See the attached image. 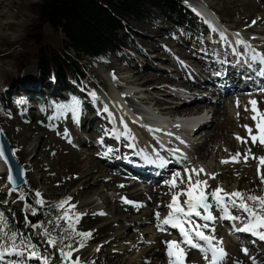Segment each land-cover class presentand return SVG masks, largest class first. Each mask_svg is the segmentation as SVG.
I'll use <instances>...</instances> for the list:
<instances>
[{
	"label": "bare ground",
	"instance_id": "1",
	"mask_svg": "<svg viewBox=\"0 0 264 264\" xmlns=\"http://www.w3.org/2000/svg\"><path fill=\"white\" fill-rule=\"evenodd\" d=\"M205 4L207 7H212L214 15L218 17L219 14L216 12V8L214 9L215 5L211 0H204L198 6L189 5L206 13L205 8H203ZM0 13L2 12L0 11ZM231 25L232 27L240 28V30L256 32L264 36V6L256 3L250 13L238 18ZM155 30L153 29V31ZM200 38L196 44H193V47L188 43L189 45L185 46L186 49L179 46L172 39L167 40L166 44L177 52L178 60L162 52L159 56H163L164 62L161 63L160 68H153L152 70L147 67L150 66L152 68L155 65L157 54L155 55L154 52L159 53L163 49L160 45L150 46L147 43L146 48L155 57L150 56L141 60L146 65L142 71L135 69L136 61H132L128 65L127 76L121 80L116 79L117 85L114 83V89L118 87L116 89L121 90V92L126 91V93L119 94L117 97L113 90H108L111 93L105 94L106 97H96L94 103H92L93 100L91 99L90 105L93 109L86 116L84 115L83 119L81 118V120H85V123L81 122L79 126L73 128L71 127L73 124L67 122L71 127L70 131L64 135L63 133L58 135L64 141V146L61 150L62 165L59 172L64 180L61 179L62 181L60 183L57 182L55 186L49 185L50 188L46 187L43 191L44 193L55 195L56 189H61L62 193L68 187L72 188V206L74 207H71V209L74 211V216H79V219L84 222L86 230L90 231L92 235L87 246L72 253V259L75 260L78 257L80 264H88L92 260L96 262V259H102L104 264H169L167 242L176 241V238L180 242L183 239L179 230L172 228L170 225H164V230H160L157 227L161 220L166 218L171 211L168 205L171 203L173 195L186 187V183L181 184L178 179L176 182L178 187L172 188L168 182L172 180L173 174L169 176V179H163L169 170L178 168L176 166L177 160L173 156L168 157L167 161L160 159V156L164 154L163 152L166 154H169V152L165 149L161 150L151 135L155 134L164 140L163 135L151 130L149 127H147L148 133L142 134L138 131L140 127L145 131V123L148 124L150 122L145 121V118L142 117V115H145V113H141L143 112L142 107L136 105L133 101L129 104L127 101H130V99L125 96L129 95L132 97L134 94L133 97L135 99H140L138 93L141 91L145 92V96L142 95L140 97H143L144 100L152 101L160 110L159 114H162V116L164 114L182 116L195 113L203 115L206 111L208 112V107H211L215 120L214 122L210 121V123L208 120L203 122L204 125L209 124L210 129L204 135V142L202 141L203 143L197 148V156L202 160H206L211 156L214 149L212 141L218 138L228 143L232 149L231 153L235 154L236 143L229 135L231 127H237L240 133L246 134L243 127L239 128L237 126L236 117L229 114L228 104L235 103L240 112V121L254 124L252 127L253 132L256 131L255 122L251 119L253 113L250 110L245 111L242 103L247 102L246 106L251 109L252 106L248 102L251 99L249 100L248 97L253 96L257 101L258 109L264 112V90L252 87L256 85L254 83L243 82L240 71L246 77H252L254 74L245 67L242 68L244 71H238L233 66L234 58L225 55L219 48V43L220 45L223 44L225 39L220 38L218 40L219 43H210L201 34ZM260 39H263V37ZM199 43L203 44L202 50L197 47ZM221 49L224 51L226 48L223 46ZM178 63H182V65L180 64L181 66L177 67ZM163 64L175 65V74L172 75L163 71L165 67ZM117 70L123 71V69L118 68ZM257 70H259V67ZM254 78L259 81V84H264V75L261 74V70L256 73ZM215 82L222 84L220 88L222 94H220V98L211 101L210 93H214L212 90L215 87L209 88L208 86L210 85L209 83ZM118 83H121V86ZM130 83L140 85L141 89H136L134 88L135 86L132 87ZM178 87H183L188 93L192 94L193 98L191 99V96L186 97L185 94L179 95ZM233 92L237 93L236 99H232ZM111 95H114L113 98L115 100H113ZM237 101H239V106H237ZM105 108L107 111H105ZM125 111L132 115L131 118L136 122L125 116L123 113ZM243 112L244 115L242 114ZM206 114L199 118H206ZM98 118L104 119L109 129L96 130L94 123L97 122ZM202 121L204 120H199L197 123H202ZM164 122L166 123L167 121L164 119ZM169 141H171V138L164 143V146L169 148L170 151L172 150L171 152L179 161L180 159L183 160L182 154H178L180 152V150L177 151L178 146H175V151L172 149L173 144ZM238 147L239 152L243 154L245 152L243 146H237L236 148ZM33 150L30 147L18 152L15 151L16 157L20 162H32L30 171L29 169H24V184L21 188H10L11 190H9L8 197L14 198L13 200L15 201L19 199L16 195H20L15 190L19 191L23 188L19 192L27 193L31 188H37L38 179H41L36 175L40 156L38 153L33 154ZM214 151L216 155L222 152L220 147L214 149ZM128 173L135 175L138 182L130 185L128 183V179H130ZM5 175L6 168L0 159V178L4 179ZM140 183L143 184V188H137ZM213 185L211 183L206 191H212ZM224 188L227 189L226 184ZM108 189L118 191L119 195L122 196L121 199L124 200H118L116 196L110 197L106 192ZM125 197L138 199L143 201V203L133 205L125 202ZM185 199V196L179 197L181 205H183ZM109 205H113V207L108 211L106 207ZM211 211L215 217H222L221 211L216 207L211 209ZM157 213L160 214L159 219L157 218ZM193 218L198 217L193 216L191 219L194 221ZM221 221H228L236 229L243 227L247 222L223 218ZM220 222L217 223L214 220L201 223V225L204 223L209 224V229L202 230L206 235L215 237L214 244L219 241L218 237L220 235H225ZM195 223L197 224V222ZM215 224H218V226L213 227ZM185 227H189V225L186 224ZM170 228L174 229L177 235L173 236L174 239L167 237ZM41 229L44 232L45 241H48L50 237L53 238L55 233H53L51 228L41 226ZM128 229H135L136 233L129 235L127 233ZM46 232L47 235L45 234ZM234 240L247 241L248 246L256 253L257 262L264 264V246L260 248V242H263L262 239L250 232L235 231ZM199 243L207 247L205 242L200 241ZM238 244L233 242V244L219 245L223 247L226 255L218 261V264H235L238 261H241L240 264H243V262H245L244 264H251L252 261L248 259L246 253L240 251ZM162 245L164 249L161 250ZM181 246L185 248L187 253L185 264H198L201 261V254L197 248H189L183 244ZM17 257L20 258L21 256ZM49 259L54 260L50 257ZM32 261L38 264L36 260ZM55 261L54 264H59L60 262L59 259ZM207 264H210V262H207Z\"/></svg>",
	"mask_w": 264,
	"mask_h": 264
},
{
	"label": "rangeland",
	"instance_id": "2",
	"mask_svg": "<svg viewBox=\"0 0 264 264\" xmlns=\"http://www.w3.org/2000/svg\"><path fill=\"white\" fill-rule=\"evenodd\" d=\"M39 1L40 0H0V11L2 12L0 13V49L4 48L2 44L3 42L8 44V41L5 40L7 34L10 35L9 41H12L18 40L28 33L36 34L42 30H44V32L51 31L50 27L44 28L42 23L38 20L37 4ZM203 1L204 0H183L184 3L192 4L193 6H198ZM211 1L214 2V9L216 8L215 10L219 16L226 19L231 24H233L238 18L250 13L252 11V7L256 5V3L264 6V0ZM126 19L129 31H124L123 29H119L117 31L118 37L122 40L124 48L117 51L111 50L109 53L104 55L100 62L97 60H92L90 62L83 60L88 63V66H86L87 77L84 84L75 85L70 79L64 83L61 82L60 84L55 80H45L40 83L35 80L37 71V54L29 52L21 53L17 49H9L7 51L0 52V123L4 127V130L16 152L31 147V149H34L32 152L33 154L38 153L40 156V163H38L36 175L38 178H41L40 180L38 179L37 188H31L27 193L19 192L20 190H23V188L19 191L15 190L20 193L19 196L18 194L16 195V197L19 198L17 201L13 200L14 198L12 197H8L11 187L5 178H0V212L4 214L7 221V228L5 231H7L9 235L13 232L17 234L16 243L21 244L23 241L22 249L28 245H35L39 253H43L48 258L50 257L54 259L50 261L51 264H54V262H56L55 260L61 259L58 252L59 248L71 245L73 249H81V238L78 235H75V233L68 228V220L50 218L40 219L30 223L28 215L37 212V208L32 203L33 198H36L37 201H41L40 204L42 205H50L55 201L61 204L62 202L67 201L63 209L68 212L70 217H72V222L75 223V232H90L86 230L84 226L85 224L81 219H79L78 222L75 221L74 211L71 209L73 203L71 187H68L62 193L61 189H56L54 192L55 195L44 193L43 191L46 187L50 188L49 185L55 186L57 182L60 183V181L64 180V178H62L59 174L62 165L61 150L64 146V141L60 139L58 135L62 133L63 135L67 134L71 127H77L81 122H83V124L85 123V120L83 121L81 118L83 119L89 111L93 109L90 105L91 99L93 100L92 103H94L96 97H104L105 94L108 95V93H111L108 90H113L114 94L118 97L121 90L116 89L118 87L114 89V83L117 85V80H121L127 76L126 71L128 70L129 63L135 60V69L137 68L142 71L145 69L146 65L141 60L154 56V54L146 48L147 43H149L150 46L160 45L163 49L159 53L154 52L155 55L157 54L156 57L154 56L155 65L152 66V68L150 66L147 67L152 70L153 68H160L161 63L164 62L163 56H159L162 52L169 54L175 59L178 58L176 54L177 52H175L174 48H171L166 44L167 40L172 39V41L186 49L185 46L190 44V46L192 45L191 47H193V44H196L197 40L201 39L199 31L200 21L198 18L193 20L189 16H182L174 11L149 6V10H146L142 15L134 16L131 14L128 15ZM153 29L156 30L153 31ZM202 45V43L197 45V47H200L199 50H202ZM193 54L195 55V53ZM182 63L180 64L182 65ZM180 64L178 63L177 67L181 66ZM164 66L165 70L163 69V71L168 74H175V65L167 64ZM117 68L123 69V71H119ZM14 76L16 78H14ZM118 84L121 86V83ZM130 85L132 87L135 86L134 88L136 89H141L140 85L137 86L134 85V83H130ZM179 89L184 92L186 96L191 94L183 87H180ZM87 90H91L92 92L87 93ZM205 90L208 91L207 89ZM138 94V97L141 100L138 98L135 99L133 94L132 97L129 95L125 96L130 99V101L127 102L130 104V102L133 101L136 105L158 112V108L152 101L144 100L143 97H140L142 95L145 96V92L141 91ZM213 94L214 93H210V95ZM34 96L44 98L47 101V105L44 103L43 105L40 104V100L32 98ZM111 96L112 98L114 97V95ZM236 98L237 94L233 93L232 99ZM253 98V96L248 97L249 100H252ZM64 99L69 100L67 108H72L73 103H76L78 108L81 109V113L74 116L75 121L71 123L73 124L71 127L67 122H70V119L73 118L72 112H69L68 114L66 113V109L63 112H60V109L62 108L58 107V105L53 108V113L51 111L50 106L52 103H62V100ZM113 100L115 99L113 98ZM253 100H255V98ZM246 103L247 102L242 103V107L244 109L247 107ZM234 105L235 103H230L227 107L229 109V114L236 117L237 126H239V128H242V125L253 127L254 124L252 123L242 120L240 121L237 117V113L240 115V112L236 105ZM55 113L58 114L57 117H53ZM206 113L209 117V123L210 121L214 122L215 115L213 114V109L208 107V112L206 111ZM242 114L244 115V112ZM104 121V119L98 118L97 122L94 123L96 126L95 129L100 131L104 128L109 129ZM209 126L210 125L207 124L202 129L195 130V134H191V137L188 136L189 139L187 135L181 137L189 144L190 149H183V153H181V150L178 152V154H184L185 159L176 165L178 168L169 170V174L167 173L163 179H169L170 175H174L178 171L181 173V176L186 182L188 173L185 172V169H199L203 167L205 169V173L215 174V179H210L207 175H205V173H201L199 177L193 176V179L195 180L196 178H199L201 180H207L208 187L211 183H213V190L219 186L229 193L239 190L242 192L252 193L257 196L262 195L264 191V184H261L260 176L257 173L259 166V161L257 159L249 158L245 163L243 155H241V162L239 163H221L222 160L229 159L234 154L231 153L232 149L230 145L219 138L212 141V147L214 149L220 147L222 152L216 155L213 149L211 156H209L206 160L198 158L197 148L204 142V135L210 129ZM198 134L201 135L197 137ZM229 135L234 139L236 147L243 146L245 152L250 148L255 157H264V146L261 144H252L250 139H248L247 144H244L236 139L237 136L247 138V131L246 134H243L239 132L237 127H231ZM191 140L194 142H191ZM236 147L234 148L235 153L239 152V147ZM31 163L32 162H21L24 169H29V171L30 168L32 169ZM260 174H264V166H260ZM128 176L130 178L128 179V183L130 185L138 182V179H136L135 176H130L129 173ZM225 184L227 185V189L224 188ZM143 187V184L140 183L137 188ZM106 192L110 197L116 196L118 200L122 198L116 190L108 189ZM37 193L40 195L37 196ZM147 197L148 196L146 194V198ZM125 199L126 201H131L133 205H140L143 203V201L138 199H129L128 197H125ZM209 202H211V197H209ZM112 207L113 205H109L106 209L109 211ZM214 207L215 205H213L212 209ZM230 210L232 211L231 213H233V216L245 215L235 208ZM193 219L199 225L203 223L199 217ZM217 220H219V218H216V222L219 223ZM14 226L19 227V229L16 230V227L14 228ZM41 226H46L53 230V233H55L53 238L57 240L56 246H52L48 243V241L44 240V232H42L43 230L41 229ZM216 226H218V224H215L213 227ZM226 226L227 225H225V227ZM168 232L167 237H169V239H174L173 236H177L174 229L172 230L170 228ZM225 232L227 234L226 230ZM127 233L131 235L132 233H136V230L128 229ZM91 238L85 241L84 247L89 244ZM219 239L224 244H233L230 243V238L227 237V235H221ZM176 241L179 240L176 238ZM162 249H164L163 245L161 247V250ZM248 259L252 261L251 264H259V262L256 261V257L249 256ZM94 261L95 260H92L88 264H104L102 259H96V262ZM23 262L25 263L24 260ZM236 263L240 264L241 261ZM244 263L245 262H243V264ZM7 264H11V261Z\"/></svg>",
	"mask_w": 264,
	"mask_h": 264
},
{
	"label": "trees",
	"instance_id": "3",
	"mask_svg": "<svg viewBox=\"0 0 264 264\" xmlns=\"http://www.w3.org/2000/svg\"><path fill=\"white\" fill-rule=\"evenodd\" d=\"M37 5L39 22L44 28L50 27L51 31L28 33L12 41H9L10 35L7 34L5 40L8 44L3 42L4 48L0 52L17 49L21 53L37 54L35 80L41 82L56 79L59 84L69 79L76 85L84 84L88 63L83 60L100 62L111 50L123 49V42L117 31H129L126 19L128 15L140 16L149 10V6H155L195 20L183 0H40ZM201 27L205 29L204 25ZM32 98L47 105L42 97ZM56 105L62 108L60 112L66 109L68 113L71 110L75 115L78 111L76 103H73L72 108H67L69 100L64 99L62 103L51 104L52 113ZM57 115L55 113L53 117ZM32 203L37 208V212L28 215L32 222L64 216L65 211L58 207L60 203L57 201L42 205L33 198ZM15 227L16 230L19 229Z\"/></svg>",
	"mask_w": 264,
	"mask_h": 264
},
{
	"label": "snow or ice",
	"instance_id": "4",
	"mask_svg": "<svg viewBox=\"0 0 264 264\" xmlns=\"http://www.w3.org/2000/svg\"><path fill=\"white\" fill-rule=\"evenodd\" d=\"M241 43L243 42L241 41ZM258 55L259 54H254L252 58L255 60ZM259 59L261 63H264V56H259ZM249 104L252 106L251 109L245 107V111L250 110L253 113L251 119L255 122L256 132H253L252 127L242 125V127H244L247 131L248 137L243 138L237 136L236 139L244 144H247L248 139H250L252 144L259 143L264 146V112L258 109L256 100H250ZM237 106H239V101H237ZM105 111H107L106 108ZM237 117L239 118V113H237ZM241 155H243L245 163L249 158L257 159L259 161L257 173L260 176L261 184H264V174H260V166H264V157H255L250 148L243 154L240 152L235 153L229 159L222 160L221 163H239L241 162ZM4 156V149L0 146V157ZM185 172L188 173L186 182L184 178L181 177L179 172L175 173L172 180L168 182L172 188H177L178 185L176 182L179 179L181 184L186 183V187L184 190L177 191L173 195L172 201L168 205V208L171 211L167 217L161 220V223L157 225L160 230H164V225H170L172 228L178 229L183 238L180 242H167L169 264H185L187 253L181 244L186 245L189 248L200 249L205 254L206 259L208 258V253H211L210 264H218V261L226 255L223 247L219 246L222 244V241H217L214 244L213 241L215 237L206 235L202 230L209 229V224L204 223L203 225H199L191 219L193 216H196L206 222L214 221L216 217L211 211L213 205L221 211V218L223 219L239 220L244 218L247 220V223H245L243 227L235 229L236 231L250 232L264 240V231H262L264 230V195L257 196L255 194L239 190L229 193L219 186L214 190L207 192V180H201L199 178H196L195 180L193 179V176L199 177L201 173H205V169L203 167L199 169H185ZM205 175H207L210 179H215V174L205 173ZM8 179L10 182H14V178L11 174ZM39 195L40 194L37 193V196ZM180 196L186 197L183 205L180 203ZM209 197H211V202H209ZM40 202L41 201H38V203ZM126 202L132 203L131 201ZM66 203L67 201H64L58 205V207L63 208ZM232 208L241 211L245 214L244 217L233 216L230 212V209ZM156 215L159 219V213ZM60 219L69 221L68 228L71 229L75 235H78L81 238L80 248L84 247L85 241L91 238V233L75 232V223L72 222V217L69 216L67 211H65L64 216ZM75 221H79V216L75 217ZM186 224L189 225V227H185ZM6 228V218L4 217V214L0 212V261H3L6 255H17L23 257L24 250H21L23 241L21 244H17V234L13 232L9 235L8 232L5 231ZM45 234L47 235V232ZM200 241L205 242L207 247L201 245L199 243ZM48 243L52 246H56L57 240L50 237ZM25 250L28 253L29 259H40L42 260V264H49L48 258L42 257L35 245H28ZM58 251L67 264H80L78 257L75 260L72 259L73 251H79V248L73 249L71 245H66L65 247L59 248ZM17 264H23V261H18Z\"/></svg>",
	"mask_w": 264,
	"mask_h": 264
},
{
	"label": "water",
	"instance_id": "5",
	"mask_svg": "<svg viewBox=\"0 0 264 264\" xmlns=\"http://www.w3.org/2000/svg\"><path fill=\"white\" fill-rule=\"evenodd\" d=\"M0 146L3 147L5 152V156L0 157L6 168L5 179L11 188L19 189L24 184V166L16 157L14 147L10 139L8 138L4 128L1 125H0ZM10 174L13 176L14 182L9 181L8 177ZM64 262L67 264L66 261Z\"/></svg>",
	"mask_w": 264,
	"mask_h": 264
}]
</instances>
